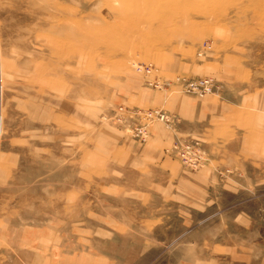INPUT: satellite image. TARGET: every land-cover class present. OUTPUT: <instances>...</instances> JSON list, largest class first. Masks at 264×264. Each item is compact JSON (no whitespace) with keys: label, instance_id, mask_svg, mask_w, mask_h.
I'll use <instances>...</instances> for the list:
<instances>
[{"label":"rangeland","instance_id":"374dc122","mask_svg":"<svg viewBox=\"0 0 264 264\" xmlns=\"http://www.w3.org/2000/svg\"><path fill=\"white\" fill-rule=\"evenodd\" d=\"M0 264H264V0H0Z\"/></svg>","mask_w":264,"mask_h":264},{"label":"built area","instance_id":"2783aa9c","mask_svg":"<svg viewBox=\"0 0 264 264\" xmlns=\"http://www.w3.org/2000/svg\"><path fill=\"white\" fill-rule=\"evenodd\" d=\"M209 48L210 47L202 46V49L204 51L209 50ZM134 71L145 78V84L147 87L157 91H163L167 89L169 85L178 84L182 88L184 93L198 98H203L207 95L212 94L215 86L214 79L209 77L197 79H183L180 77H176L172 82H164L158 76V71L149 64L135 65ZM141 114L142 119H144V121L146 122V125L152 123L153 121H158L169 127L174 120V117L169 116L157 109L146 110ZM175 142L176 143L172 146L173 150L176 151L178 156H180L183 162L187 163L188 166L194 165L191 160H188V158L190 159L192 155L194 156L197 153V151L193 149V145H189L187 143L181 144L178 141Z\"/></svg>","mask_w":264,"mask_h":264},{"label":"crops","instance_id":"0c3cea01","mask_svg":"<svg viewBox=\"0 0 264 264\" xmlns=\"http://www.w3.org/2000/svg\"><path fill=\"white\" fill-rule=\"evenodd\" d=\"M190 125H191V123H190Z\"/></svg>","mask_w":264,"mask_h":264}]
</instances>
